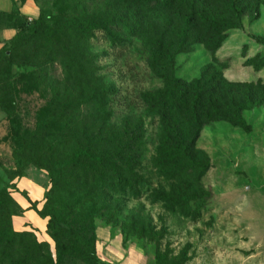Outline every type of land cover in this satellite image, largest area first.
<instances>
[{
  "label": "rangeland",
  "instance_id": "1",
  "mask_svg": "<svg viewBox=\"0 0 264 264\" xmlns=\"http://www.w3.org/2000/svg\"><path fill=\"white\" fill-rule=\"evenodd\" d=\"M211 1L208 23L217 26L218 33L208 39L201 36L204 44L190 38L189 50L172 64L165 54L172 55L176 48L180 20L175 18L170 30L164 18L152 23L166 10L144 6L139 0H31L55 29L66 28L62 37L66 49L60 51L35 38L17 49L13 65L4 59L0 44V199L7 201L9 190L19 204L17 199L25 198L23 191L35 198L43 188L47 193L52 187L48 172L31 159L47 162L54 138L62 142L60 153L69 155L73 136L67 138V127L78 123L73 112L56 128L50 126L56 135L44 132L34 142L29 140V150H22L18 140L33 136L38 115L48 119L50 109H61L53 104L56 98L68 94L78 97L75 110L86 115L79 121L99 126V137L108 134L107 141L113 143L120 138L116 131L129 128L130 136L140 143L135 172L151 184L140 197L132 192L116 198L124 211L107 222L99 220V264H264V103L241 113L243 125L213 120L203 100L196 109L177 110L183 95L174 81H180L190 97L198 80L205 86L220 79L255 84L247 94L264 101V0H241L245 8L241 19L230 13L225 0ZM21 2L17 0L16 13ZM93 20L99 22V29H71ZM161 39L166 53L158 55ZM40 63L45 68L31 75V65ZM39 80V88L34 87L32 83ZM166 122H182L184 140L193 138L201 127L193 156L207 165L201 173L181 175L191 200L175 210L151 192L163 187L168 194L172 189V172L169 177L161 165L164 143H169ZM82 131L75 134L81 136ZM40 203L43 209L48 202L43 198ZM138 218L141 224L136 223ZM28 219V223L13 219V228L33 232L55 254L47 228Z\"/></svg>",
  "mask_w": 264,
  "mask_h": 264
},
{
  "label": "trees",
  "instance_id": "2",
  "mask_svg": "<svg viewBox=\"0 0 264 264\" xmlns=\"http://www.w3.org/2000/svg\"><path fill=\"white\" fill-rule=\"evenodd\" d=\"M139 1L144 6L166 10L152 22L153 24L157 21L159 23V19L164 18L165 26L168 27L166 30H170L169 26L177 21L175 18L180 20V31L175 35L176 48L173 54L163 52L162 39L159 42L161 49L155 52L158 55L162 53L167 55L172 64L178 55L189 50L188 41L190 38L196 43L204 44L206 38L208 39L209 36L217 34L219 31L217 26L208 23V6L212 4L211 0ZM225 2L226 6L230 8V13L237 19H241L245 13L243 1L225 0ZM44 15V12L40 10L37 18L29 20L28 17L21 16L15 11L12 13L0 12V30L15 29L17 31L16 35L2 47V54L6 61L9 60L10 64L16 65L17 62L12 59V56L17 53V49L35 38L52 47L57 46L60 51H65L66 47L63 49L62 37L67 32L66 28L55 29ZM141 20L142 18L140 22ZM99 26V22L93 20L89 24L71 26V29L79 30L84 27L87 32H91L93 29H99ZM204 34L205 39L200 38ZM208 46L212 47V45ZM39 53L41 54V50ZM43 55L45 54L42 53L41 59H43ZM36 67L39 69L36 70ZM31 68V75H35L45 67L40 63L39 65L32 64ZM205 83L198 80L194 87L195 93L190 97L186 87L181 85L180 81H174V87L183 95V97H179L177 110L183 111L189 107L196 109V106L203 100L207 102L204 110L213 114L211 115L213 120H224L243 125L244 119L241 115L243 111L263 106V100L257 99L255 95L247 94L250 89L258 85L231 84L224 79L208 86H205ZM32 85L39 88L40 80L34 81ZM182 98H185L186 102ZM78 102V97H71L68 94L56 98L53 104L59 105L61 109H50L46 120L38 115L35 134L28 136L26 140H18L22 150L27 151L30 149L29 140L34 142L44 132L47 134L52 132L56 135L57 133L53 130L65 115L73 112L72 119L78 120L76 125L67 127V138L73 136L68 141L69 144H72L68 156L65 152L60 153L62 142L54 138L50 142L55 147L48 148L50 154L47 162L40 157L34 161L31 159L39 168L48 172L52 187L45 195L48 203L47 205L45 203L43 209H39L37 203L31 202V207L28 210H34L41 218L48 219L47 232L54 242L55 254H53L50 244L39 241L33 232H17L13 228V217L22 216L26 210L13 199L8 190L7 201L0 199V264H99L96 245L99 220L107 222L124 211L126 207L121 205V200L117 201L116 198L127 196L132 192L136 194L135 196L140 197L144 189L150 190L151 184L144 183V176L135 172L136 167L140 164V143L136 138L130 136L129 128L124 126L123 130L116 131L120 138L117 141L112 140L113 143H110L107 141L108 134H105L104 138L99 137V126H93V122L85 119L79 121L86 115H82L80 110H75ZM164 110L165 117L168 119V107H165ZM9 118L12 119V116L9 115ZM54 124L55 128H50ZM182 125V122H166V137L169 138V143L168 145L164 143L166 145L165 158L161 165L166 169L165 174L169 177L172 172L171 179L174 178L170 186L172 189L168 194L163 187L151 189V192L154 193L153 198L160 200L158 202H169L173 210L180 204L183 203L184 206L191 200L187 196L190 194L189 187L181 179V175L188 177L191 173L196 171L201 173L207 168V165L202 166L193 156L201 127L196 129L197 132H194L193 138L189 136L186 138L190 139L188 142L180 136ZM78 129H83L81 136L75 134ZM104 129L105 127L101 128V130ZM246 130L250 132L251 128L248 126ZM169 131L172 135H169ZM171 138H173L172 141ZM175 182H178L179 186ZM142 184H146V187H141ZM16 188L13 189L18 192ZM23 194L27 197V193ZM12 204L16 206V209L10 206ZM187 208L191 209L189 206ZM135 221L139 224L142 223L139 218ZM159 246L160 243L156 244L157 250Z\"/></svg>",
  "mask_w": 264,
  "mask_h": 264
},
{
  "label": "crops",
  "instance_id": "3",
  "mask_svg": "<svg viewBox=\"0 0 264 264\" xmlns=\"http://www.w3.org/2000/svg\"><path fill=\"white\" fill-rule=\"evenodd\" d=\"M22 2L20 3L19 6V14L21 16H25L28 17L29 20H33L35 18H37L39 16V11L38 8L33 7L31 0H21ZM17 4V0H0V12L3 13H12L15 10ZM17 31L15 29H4V30H0V44L3 46L6 42L10 41L15 35H16ZM38 186V185H37ZM39 186L38 189L39 190ZM44 189V188H43ZM42 189V191H39L41 193H39V195L35 196V198H33L32 194H28L26 191H23L22 193H27V197L25 196V198L23 199L24 201L17 199L19 202V205L22 206L23 208H25L24 210H26L23 214V216H15L13 219H15L16 222L21 220H26L27 223L29 222V219L27 220V218H30L31 222L33 225H40L43 226L44 228H47V220L41 218L36 211L34 210H28V208L31 206V202L32 203H37V207L39 208V206L41 205V201L43 200V198H45L46 195V191H44ZM24 203L26 205H24ZM29 205V207H27ZM27 207V208H26ZM32 216H34L32 218ZM16 230V229H15Z\"/></svg>",
  "mask_w": 264,
  "mask_h": 264
}]
</instances>
